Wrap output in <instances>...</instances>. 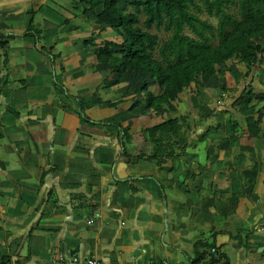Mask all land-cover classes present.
<instances>
[{
	"label": "crops",
	"instance_id": "obj_1",
	"mask_svg": "<svg viewBox=\"0 0 264 264\" xmlns=\"http://www.w3.org/2000/svg\"><path fill=\"white\" fill-rule=\"evenodd\" d=\"M43 2L0 0V257L6 264H189L193 242L209 236L218 264H264V100L256 110L253 102L230 110L238 115L230 116L236 151L212 139L205 159L150 158L140 131L161 118L141 115V106L130 111L125 84L106 88L94 68L96 38L115 35L104 25H56L37 16ZM231 81L241 88L245 80ZM251 85L263 88L258 77ZM86 88L116 102L85 108L95 123L75 108L88 99L79 96ZM196 100L180 103L198 109ZM209 109L216 121L201 136L223 115ZM204 116L193 118L200 124ZM110 119L119 126L96 124ZM225 151L233 170L219 168Z\"/></svg>",
	"mask_w": 264,
	"mask_h": 264
},
{
	"label": "trees",
	"instance_id": "obj_2",
	"mask_svg": "<svg viewBox=\"0 0 264 264\" xmlns=\"http://www.w3.org/2000/svg\"><path fill=\"white\" fill-rule=\"evenodd\" d=\"M69 1V6L61 10L70 11L77 23L104 25L116 37V40L101 39L91 50L101 83L107 87L124 83L122 94L132 95L130 111L141 106L142 114L152 112L161 116L159 121L140 131L150 146L148 157L159 160L181 154L194 128L189 111L195 104L186 113L177 114V102L195 97L206 105L208 96L217 98L215 93L224 106L229 105L228 109H217L226 116L227 132L212 137L218 144L229 142L236 151L238 124L230 117V110L240 112L249 108L251 102V109H255L254 103L264 100V82L260 80L263 86L260 92H254L251 85L254 74L264 80V76L257 74L258 69L264 72V0ZM56 15L50 18L56 25L73 24L67 17ZM88 40L94 45L92 38ZM86 41L83 42L87 44ZM234 59L242 63L244 71L240 79L245 81L241 88L233 89L238 93L227 103L224 95L227 86L209 88V84L223 76V70L233 69ZM115 103L102 100L93 91L88 100L77 99L76 109L83 121L95 123L85 116L84 109L94 104L113 106ZM166 112L173 115L162 116ZM218 126L216 123L215 131ZM210 152L209 143L205 153ZM227 166L233 170L231 165ZM207 183L210 190L212 181ZM208 240L206 236L193 242L189 264L219 263L214 241ZM6 262V257H0V264Z\"/></svg>",
	"mask_w": 264,
	"mask_h": 264
},
{
	"label": "rangeland",
	"instance_id": "obj_3",
	"mask_svg": "<svg viewBox=\"0 0 264 264\" xmlns=\"http://www.w3.org/2000/svg\"><path fill=\"white\" fill-rule=\"evenodd\" d=\"M54 2H55V0L52 2L51 0H44V2H43V4L40 6V9L36 12V14H37V16H40V17H49V18H53V16L55 17V16H57L56 14H59L62 18H64V17H67L68 19H70V21H71V23H77L73 18H71L72 17V14H71V12L70 11H62V10H59V9H57L56 8V5H54ZM63 2L64 3H68L69 4V0H63ZM42 6H44V9H43V7ZM69 6V5H68ZM52 10H55V11H57V12H53ZM49 14H53V16H51V15H49ZM52 23H54V22H52ZM93 29H94V31H96V33H99V32H101L100 31V29H98L97 27H93ZM110 29H107V31H109ZM111 31V30H110ZM109 31V33H111ZM106 35L108 36V33H101L100 34V36H99V39L98 38H96V43H98L99 44V42H100V40L101 39H105L104 37H106ZM113 35V34H112ZM96 36V35H95ZM109 37V36H108ZM94 38V39H95ZM238 63V62H237ZM262 63H264V60H263V62ZM236 63H234V67H233V69H230V70H223V76H219V78H216V79H220L219 81L217 80L216 82L214 81V80H212L211 82H210V86H209V88H213V87H220L222 84H225V86H228V85H231L232 83H233V81H231L233 78L234 79H237L238 77H240V74L242 73V71H243V68L242 67H239V66H237V65H235ZM238 65H239V63H238ZM231 73H233L234 75H231ZM264 73V72H263ZM262 72H261V70L260 69H258L257 70V74L258 75H260V76H264V74H263ZM232 76H233V78H232ZM256 74H254L253 75V79H255L256 80ZM100 79V78H99ZM260 80L262 81V82H264V80L263 79H261L260 78ZM94 85H96V84H93L92 85V87H94ZM235 85V84H234ZM87 86V85H86ZM240 87V85L238 84V85H236V87L235 88H231V87H226V89H227V91H226V93L224 94L225 96H226V100H225V102L226 101H228L227 99H230V98H233V97H235L237 94L234 92V90L233 89H236V88H239ZM80 88V86L78 87V89ZM91 88V87H90ZM106 88H108L107 86H106ZM260 89H262L261 87H260ZM85 92H87V94H84ZM91 92H93V91H91ZM96 92V95L97 96H99L100 97V95H99V92H98V90H96L95 91ZM202 92V91H201ZM215 94H217L216 95V97H217V99L218 100H214V97H210V96H208V102L212 105V106H209V105H205L204 103H202V104H198L197 105V107H198V109L196 108V109H190V113H189V118H190V120H191V125L193 126L194 125V129L195 128H199V130H198V132L196 133V131H194V129H192L191 130V133H189V138H188V140H187V143H186V146H185V150L183 149V151L181 152V154H177L178 156H176L177 158L179 157V158H185V157H188L189 159H193V158H199V159H202V158H206V157H209V154H207L206 155V153H205V147L207 146V145H209V143L211 142V138L214 140V138L213 137H210V136H214V135H223V133H226L227 132V130H226V128L224 127L225 126V120H226V116L223 114L222 116H219V118H218V120H219V122H216V123H218V128H222V129H218L217 131H215V129H213V133H210V132H207L205 135H203V136H201V130H203V128L205 127V126H213V123L216 121V116H215V114L214 113H210V107L211 108H217V109H221V108H223V107H226V106H224V104H223V101H222V103L220 104V102H217V101H221L222 99L219 97V95H218V93H215ZM202 95H203V97L204 96H206V94L204 93V92H202ZM76 96H78V95H76ZM79 96L80 97H84V98H90V96H91V94L89 93V88H86L85 90H84V92L83 93H80L79 94ZM88 99H84V100H88ZM190 100H191V102L192 101H194V103H196L197 102V100H196V98L195 97H190ZM211 101V102H210ZM189 106L188 105H185V103H180V102H177V104H176V112L177 113H186V111H188V108ZM75 108H76V103H75ZM218 111V110H217ZM200 113H202L203 115H205L204 116V119H203V121H202V123L200 122V124H198V122H197V120H195V118H193V116H195L196 115V117H197V115L199 116V114ZM133 114V113H132ZM172 115L173 114V112H166V113H164L162 116H168V115ZM141 115H143L142 113H141ZM139 116V115H138ZM158 118H161V116H159ZM232 118H234V119H238V115H236V114H233L232 115ZM225 119V120H224ZM107 121H110V122H115V121H113L112 119H110V120H107ZM107 121H101V124L102 125H109V123L107 122ZM115 123H117V122H115ZM111 125V124H110ZM112 125H115V124H112ZM224 127V128H223ZM222 130V132L223 133H220V131ZM194 131V132H193ZM216 137V136H215ZM216 139V138H215ZM212 140V141H213ZM215 145H217L218 143H216L215 141L213 142ZM207 144V145H206ZM187 148V149H186ZM219 148L220 149H222L220 146H219ZM212 150H214V149H212ZM216 152V154H220V152H218V150H215ZM219 151H221V150H219ZM175 156V155H174ZM221 159V161H219V162H221V165H220V167H224L225 168V166L226 165H232V161L230 160V159H228V157L227 156H223L222 158H220ZM215 188H214V185H213V189H212V191L214 190ZM202 233H203V229H202ZM231 244L229 243L228 244V248L229 249H233V246L235 245H231Z\"/></svg>",
	"mask_w": 264,
	"mask_h": 264
},
{
	"label": "built area",
	"instance_id": "obj_4",
	"mask_svg": "<svg viewBox=\"0 0 264 264\" xmlns=\"http://www.w3.org/2000/svg\"><path fill=\"white\" fill-rule=\"evenodd\" d=\"M210 251L213 252V248H211ZM59 258H60V255H59ZM73 260H74V258H73ZM86 262H87V264H101L99 262H95V261L90 260V259H88ZM140 264H169V263L166 260H145V261L141 262ZM194 264H204V263L196 262Z\"/></svg>",
	"mask_w": 264,
	"mask_h": 264
},
{
	"label": "water",
	"instance_id": "obj_5",
	"mask_svg": "<svg viewBox=\"0 0 264 264\" xmlns=\"http://www.w3.org/2000/svg\"><path fill=\"white\" fill-rule=\"evenodd\" d=\"M220 258L222 259V258H223V256H220Z\"/></svg>",
	"mask_w": 264,
	"mask_h": 264
}]
</instances>
